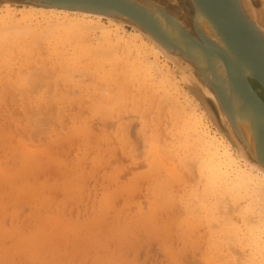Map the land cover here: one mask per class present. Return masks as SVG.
<instances>
[{
  "label": "rangeland",
  "instance_id": "obj_1",
  "mask_svg": "<svg viewBox=\"0 0 264 264\" xmlns=\"http://www.w3.org/2000/svg\"><path fill=\"white\" fill-rule=\"evenodd\" d=\"M161 1L190 7L188 0ZM255 1L264 27V0ZM39 31L37 40L29 35L24 39L29 52L28 43H23L22 48L8 46L0 53V264H250L248 244L237 237L231 240L229 232L222 234L214 220L218 215L227 219L219 201L229 196L207 192L199 162L204 154H198L193 131H183L189 109L198 116L205 113L202 121L212 134L216 130L227 135L216 103L170 61L174 70L166 72L169 65L162 55L159 60L145 52L153 67L144 79L132 68L123 72L130 70L123 60L113 63L106 56L101 62L97 55L77 50L75 40L67 42L45 28ZM24 46L27 60L18 50L25 53ZM134 55L129 57L133 60ZM62 61L69 82L61 80ZM162 72L175 89L166 90L155 81ZM35 73L46 75L37 89L29 84ZM250 80L264 96V89ZM120 84L127 86V107L94 117L90 100L101 99ZM173 96L182 111L172 106ZM47 115L55 125L38 134L30 118ZM91 125L96 133L85 129ZM187 136L193 143L185 145ZM228 201L237 207L232 216L237 229L238 212L246 201L241 199L238 206ZM247 209L256 211L257 206ZM258 230L264 232V226Z\"/></svg>",
  "mask_w": 264,
  "mask_h": 264
},
{
  "label": "bare ground",
  "instance_id": "obj_2",
  "mask_svg": "<svg viewBox=\"0 0 264 264\" xmlns=\"http://www.w3.org/2000/svg\"><path fill=\"white\" fill-rule=\"evenodd\" d=\"M127 1L130 5L128 7L123 5L126 7L124 10L112 11L113 16L119 21L111 18H106L107 20H104L102 17L104 12L97 10L94 12H91L92 10H77L63 5L45 7L43 5L24 4L22 7H17L10 1L4 2L0 4V53L8 46H20L22 48L24 44L27 45L28 42L24 43L26 35L37 40L38 34L43 32L39 31V29L45 28V30H47L52 36L64 37L67 39V42L75 40L77 43L75 46L78 48H74L83 54L89 52L90 54L93 53L97 55L98 57L96 56V58H92H98V60L100 58L101 62L103 60L106 62V56H109L108 58L111 59V62H120L119 60H123L130 66V70L128 67V70L125 69L123 72L131 71L132 68L136 74L144 76V79L151 76V72L149 71L150 73H147V71L149 70V67H153L149 61H146L148 60L146 58V51H149V53L156 59L160 60L161 55L165 58L162 59V62L167 66L169 65L166 72L176 68L177 70L175 71L184 74V79L187 77L185 73H189L200 83L202 82V77L206 78L212 86H215L214 88H216V92H220V99H223L226 103L225 105L222 100H219L221 111L217 113L221 116V122H224L223 124L225 125L228 134L226 133L227 135H225L216 130H214V134H212L202 121V116H205V113L198 116L189 109L187 111L190 112L186 113V111L184 113V115L187 114L188 117L182 115L184 121H186V118L188 120V124L184 125L183 131L186 127H188L186 131L190 129L193 131L194 138H196L199 145L198 154H204L203 157L199 159V162L201 161L200 163L202 164L200 173L206 178L207 192L218 194L219 196H229L227 199L219 201L221 205L220 213L227 217V219L224 221L220 220V215L214 219L219 222L221 233L229 232L231 240L233 237H237L240 243L245 242L248 244L250 247L248 263L264 264V232L258 230L264 226V121L246 101L242 94L243 91L241 92L230 78L227 66L221 57V52L229 53L227 43L222 33L210 15L204 10L203 6L197 2V0H188L190 3L189 8H185V6L179 2L175 3L171 1V3L163 2L161 0ZM251 3L256 10L257 18L261 22V13L259 12L260 6H258L255 0H251ZM133 16L136 18H133ZM125 25L130 26L132 29H126ZM188 29L194 33L193 36L190 35L191 33L188 32ZM96 31L98 34H96ZM194 35H201L207 43H204V46L200 45L197 43L200 41L197 37H194ZM37 42L39 43L40 41L38 40ZM28 46L29 52V43L27 47ZM20 47H18V50L21 54H24L25 57L28 53L27 49L24 46L25 48L23 50L26 49V52L24 53L21 51L22 49ZM121 47L126 51L121 50ZM83 48H85V51H83ZM131 53L132 55L135 54L133 60L129 57ZM87 55L90 56L89 54ZM27 56L29 55L27 54ZM27 56L25 57V60H27ZM70 58L68 60L73 61L70 60ZM169 61L175 65L174 68L169 64ZM63 62L64 61H62L61 64H63ZM65 62H67L66 59ZM57 64H59V62ZM116 64L117 63L113 65L116 67ZM62 66L63 68L66 67L64 64ZM77 66L78 64L75 65V67ZM124 66L127 67L126 65ZM44 67L47 68L46 65ZM75 67L73 69H76ZM63 68L61 67V69ZM114 69L115 68L113 67V70ZM63 71L64 73H62ZM62 72H59L63 74H61L63 76V79L61 78V80H63L62 82H69L71 77L67 76V81V77H65V68ZM114 72L112 74H115ZM159 74L161 75L159 76V81L154 77L155 81L158 83L160 82L166 90L175 89V85L171 82V79L167 74L164 72ZM249 74L251 75L250 70L246 69L243 71L241 77L239 74L235 75V78L244 85L245 76ZM61 75L59 77H61ZM45 79V73H35L34 78L30 80L29 84L33 89H37L43 85L42 83ZM115 82L116 80L113 83ZM141 82L144 83L142 80ZM201 84L204 85L203 82ZM126 87L125 84L116 85L113 90L106 92L101 99L98 100V98H96V100H93V98H95L93 97L92 100H90V105H92L90 111L93 110V113L91 112V114H95V116L93 115L94 117L98 116L101 118L103 115H107L109 109H113L114 107L125 109L127 107V102H125L127 98H125L124 95L127 94L125 91L127 89ZM156 88L159 87L157 86ZM255 93L258 94L257 91H255ZM211 94L214 95L213 92ZM175 96L178 98L176 94ZM173 97H171L173 100L172 106L177 109V111H182L183 108L181 104V107H179L182 109L179 110L178 107L177 102L179 100H177L176 97L175 99ZM188 108H190V106ZM29 118L27 117L26 119L29 120ZM31 119L34 121L35 130L38 134L43 131H49L46 129H48L50 124V127L55 125L53 124L55 122L54 120H51L50 115L42 117L33 116L30 120ZM83 119L87 118L84 117ZM83 121L85 122V120ZM85 125H87V123ZM85 129H88L89 133H96L94 132L92 125ZM85 131L87 132V130ZM46 133L47 132H45V134ZM80 134L83 135L81 132ZM189 135L192 136L190 133ZM87 136L89 139L88 134ZM92 136H94V134H90L91 138H93ZM82 137L84 138L85 136ZM94 137L96 138L97 134ZM185 140V145L193 143V140L190 139L189 136H187ZM20 142L24 144L21 140ZM124 144L125 146H123ZM121 146L126 147V143H122ZM98 151L101 150L98 149ZM17 152L20 153V151ZM25 156H27V154ZM156 156L155 158H158ZM172 157L174 158L175 156ZM172 157V161L175 162L174 159L176 157L174 159ZM27 161L28 160L26 159V162ZM155 162L157 163L156 160ZM156 167L157 166H155V168ZM159 169L157 168L160 172ZM173 169L176 171L175 167H173ZM174 170L168 168V172L171 171L170 173L172 175L174 174ZM168 172L167 174H169ZM162 183L164 184V181ZM167 183L168 182L166 181V184ZM157 184L159 185L160 183ZM71 189H73V187ZM163 191L159 192L162 194ZM241 199H245L246 208H244L241 213L240 211L238 212L241 219H239L240 217L237 219L236 229L234 222L232 221V216L236 212L237 207L234 204L231 205L228 200L231 202H237L238 206ZM161 202L158 204L164 206L163 203H166V200L163 203ZM167 205H170V203H166V207H168ZM254 206H257L256 211L247 209ZM157 208H159V205ZM188 208L191 210V207ZM255 218L258 222H255ZM187 221L189 222V220ZM190 222L189 225L192 224V222ZM252 222L255 224L258 223L259 226L252 224ZM252 225L258 227H253ZM211 229L213 231V227H211ZM231 244L234 246L233 241H231ZM212 262L210 264H214Z\"/></svg>",
  "mask_w": 264,
  "mask_h": 264
},
{
  "label": "water",
  "instance_id": "obj_3",
  "mask_svg": "<svg viewBox=\"0 0 264 264\" xmlns=\"http://www.w3.org/2000/svg\"><path fill=\"white\" fill-rule=\"evenodd\" d=\"M5 2H23L25 4L50 6H66L77 10H92L104 12L103 18H111L118 20L113 16V10H124L129 6L127 0H4ZM204 10L210 15L216 23L218 29L222 33L229 53L221 52L229 75L233 83L240 89L246 101L251 105L258 116L264 121V101L255 93L252 86L251 78L255 80L264 89V27L259 23L256 15V10L252 6L251 0H197ZM116 3V4H115ZM182 5L184 3L179 1ZM170 4V3H169ZM168 4V5H169ZM185 8H187L185 6ZM135 16H133L134 18ZM136 18V17H135ZM119 21V20H118ZM189 30V29H188ZM187 30V31H188ZM193 36L191 30L188 31ZM204 46L207 43L201 35H194ZM178 67V66H177ZM249 69L251 75L245 76L244 85L235 78V75L240 77L243 71ZM239 73V74H237ZM193 83L203 90L208 98L216 103L219 111H221L220 92H216L215 86L204 77L201 84L189 73H185ZM252 86V89H251ZM213 92L212 95L211 93ZM226 105V103H225ZM228 110V109H227ZM228 132V131H227Z\"/></svg>",
  "mask_w": 264,
  "mask_h": 264
},
{
  "label": "flooded vegetation",
  "instance_id": "obj_4",
  "mask_svg": "<svg viewBox=\"0 0 264 264\" xmlns=\"http://www.w3.org/2000/svg\"><path fill=\"white\" fill-rule=\"evenodd\" d=\"M255 86V85H254ZM258 94H259V96L262 98V100L264 101V96L261 94V93H259L258 92Z\"/></svg>",
  "mask_w": 264,
  "mask_h": 264
}]
</instances>
